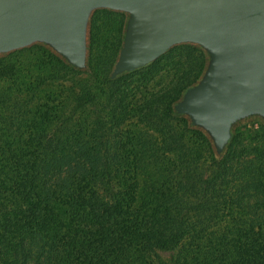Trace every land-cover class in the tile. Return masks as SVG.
Returning a JSON list of instances; mask_svg holds the SVG:
<instances>
[{"label":"trees","instance_id":"16d2710c","mask_svg":"<svg viewBox=\"0 0 264 264\" xmlns=\"http://www.w3.org/2000/svg\"><path fill=\"white\" fill-rule=\"evenodd\" d=\"M123 23L94 13L88 72L39 45L0 58V264H264V125L217 160L172 111L203 52L111 81Z\"/></svg>","mask_w":264,"mask_h":264},{"label":"water","instance_id":"95a60500","mask_svg":"<svg viewBox=\"0 0 264 264\" xmlns=\"http://www.w3.org/2000/svg\"><path fill=\"white\" fill-rule=\"evenodd\" d=\"M100 10L124 15L111 81L177 46L203 52L199 78L172 111L205 135L217 160L239 125H264V0H0V58L39 45L88 72L91 19Z\"/></svg>","mask_w":264,"mask_h":264},{"label":"rangeland","instance_id":"374dc122","mask_svg":"<svg viewBox=\"0 0 264 264\" xmlns=\"http://www.w3.org/2000/svg\"><path fill=\"white\" fill-rule=\"evenodd\" d=\"M253 127L257 128L256 125H254ZM161 256H163L164 259H169V253H161Z\"/></svg>","mask_w":264,"mask_h":264}]
</instances>
